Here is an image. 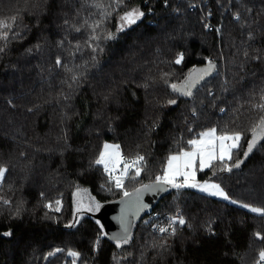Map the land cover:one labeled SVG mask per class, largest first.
Instances as JSON below:
<instances>
[{"label": "trees", "instance_id": "16d2710c", "mask_svg": "<svg viewBox=\"0 0 264 264\" xmlns=\"http://www.w3.org/2000/svg\"><path fill=\"white\" fill-rule=\"evenodd\" d=\"M199 1L0 0V20L11 24L0 29L8 35L0 40V168L7 169L0 182V264H72L69 251L80 254L76 264H261L264 216L240 204L264 208V140L231 172L218 165L198 172L229 200L168 188L152 209H180L186 223L175 235H154L143 216L118 248L95 217L123 191L155 182L168 156L206 129L242 132L233 162L243 158L259 122L252 105L264 89V0H204L202 11L222 26L219 36L203 29L192 5ZM132 8L144 17L117 32L119 16ZM102 16L99 39L89 40L90 25ZM109 32L115 39H106ZM89 44L99 46L93 51ZM209 61L211 76L191 96L171 89ZM105 143L145 158L140 176L126 178L123 189L95 164ZM77 188L98 202L95 211L76 215Z\"/></svg>", "mask_w": 264, "mask_h": 264}, {"label": "snow or ice", "instance_id": "6c2138e0", "mask_svg": "<svg viewBox=\"0 0 264 264\" xmlns=\"http://www.w3.org/2000/svg\"><path fill=\"white\" fill-rule=\"evenodd\" d=\"M113 2L119 6L124 2V0H113ZM144 15L145 13L139 8H132L130 11H126L123 15L119 16V23L116 31H124L126 27L135 24L138 20L143 18ZM104 18L105 17L102 16L100 21L94 22L90 25L92 28V34H90L89 40L95 41L99 39V37L94 33L96 32V29L100 27V24L103 22ZM15 19V16L11 17L13 22ZM236 19H239V16H237ZM65 23H67V21H65ZM84 23H88V21H85ZM10 28L11 24L4 20H0V29ZM75 30L79 32L80 28L77 27ZM217 31H219V29H217ZM7 39V32H0V40L6 41ZM106 39H115V35L109 32L106 36ZM88 46L92 47L93 51H95L96 47L99 45L93 47L92 44H89ZM3 50V47H0V52ZM183 59L184 55L181 53L178 55L175 63L180 64ZM56 63L57 65H61L62 61L57 58ZM214 68L215 64L212 61H209L208 67L206 69L200 71L194 70L188 74L186 79L181 84L177 85L173 83L170 85V87L174 92H177L183 96H191L192 89L196 86V84L202 80L204 76L208 75ZM73 79H75V77H73ZM168 103L175 104L176 101L170 100ZM252 108L253 110H256L260 113L259 122L251 129V139L246 141L247 146L243 152V158L237 159L233 162V155H239V149L241 147L240 141L244 137L242 132L233 131L231 133L221 132L220 134H217L216 128L203 131L199 134V138H191L187 141V145L189 146L187 150L182 149L179 152L168 156L166 166L163 168L161 174L156 175L155 182L153 184H145L142 186V188L136 189L135 193L124 191V196L126 198H130L132 196L135 197L134 200L129 201L130 206L137 207V210H139L138 206L140 204L142 194L145 191H165L166 189L163 187L165 185L177 189L181 187L197 188L201 192L208 193L212 196H219L224 200H229V195L221 188L220 184L209 183L208 181L200 183L197 181V171L203 172L206 169H212L214 165H218L221 171L227 170L231 172L232 168H239L241 164L244 163V160L249 157V155L253 152V149L257 147V144L261 140H264V89L261 90L260 102L252 105ZM260 146L264 147V144H261ZM234 150H236L235 153ZM144 160V156L139 154H137L134 158L125 159L121 155L120 145L105 144L104 150L95 160V164L103 165L104 171L108 173L110 180H115L116 187L118 189H123V181L125 178L135 180L140 176L141 170L145 167ZM121 163H123V168L120 172V175L113 176L112 173L116 170L117 165ZM132 169H135V171L133 174L129 175ZM6 172L7 169L0 168V182L4 180ZM3 203L8 204L9 201L4 200ZM60 203L61 202L59 200L55 201V204L57 205L55 211L57 212L60 211ZM231 203L238 204L239 202L236 200H231ZM46 207L51 209L52 205L48 204ZM97 207H99L98 204ZM240 207L247 208L252 213L264 216V208L253 207L248 204H240ZM77 211H79V208H77ZM18 214L19 212L17 211V215ZM185 223L186 221L183 218V215L177 213L176 216L169 218L168 227L159 228V232L165 233L169 232L171 229L170 235H175L176 229L173 227V225L179 224L180 226H183ZM11 234V231L2 233L4 236H10ZM257 236L258 238H262L259 237V234H257ZM112 239L116 241V246L118 248L122 243H127L129 240L127 226H124L122 228V232L116 236H113ZM99 245L100 239L98 238L95 241V247L98 248ZM56 251H61V249H57ZM68 255L73 257L72 264H76V260L79 258L80 254L75 251H69ZM259 257L261 264H264V250L259 253Z\"/></svg>", "mask_w": 264, "mask_h": 264}, {"label": "water", "instance_id": "95a60500", "mask_svg": "<svg viewBox=\"0 0 264 264\" xmlns=\"http://www.w3.org/2000/svg\"><path fill=\"white\" fill-rule=\"evenodd\" d=\"M204 69H206V67H202L199 71ZM212 72L213 70H211L208 75L204 76V78L197 83L196 87L209 78ZM153 183L154 182H150L147 184ZM142 186L136 189L142 188ZM163 187L166 189L165 191H145L142 194L138 206L139 210H137V207H131L129 204V201L134 200L135 197L126 198L124 194L117 199L102 204L95 214V217L100 221L106 236L113 240L112 237L120 234L122 228L127 226L130 239L134 224L141 220L147 209L152 208L167 193V186L165 185ZM136 189L129 191V193H135Z\"/></svg>", "mask_w": 264, "mask_h": 264}, {"label": "built area", "instance_id": "2783aa9c", "mask_svg": "<svg viewBox=\"0 0 264 264\" xmlns=\"http://www.w3.org/2000/svg\"><path fill=\"white\" fill-rule=\"evenodd\" d=\"M205 3H206V1H204V0H201L200 2H194L193 7H195L200 12V16H201L200 20H201V23L203 25V29L205 31H214L217 34V36H219L221 33L222 26H221V24L213 23L211 21V19L209 18L208 14H206L202 11V4H205ZM206 25H207V27H206ZM217 29H219V31H217ZM210 93H212V92H210ZM122 157H124L125 159L134 158V157H127V156H123V155H122ZM100 168H101L102 173L105 176L107 182L111 183L114 188L118 189L116 187L115 180H110L108 173H106L104 171L103 165H100ZM122 168H123V163L117 165L116 170L112 173L113 176L120 175ZM133 170H135V169H132L131 171H133ZM125 179H124V181H125ZM124 181H123V183H124ZM177 213H180L179 209H177L173 213H161L158 211H154L152 208H150V209H147L145 214H144V216H145L144 222L148 225L149 231L151 233H153L154 235H156L158 237H168V236H171L170 235L171 229L169 230V232L160 233L159 228H161V227L167 228L168 223H169V218L176 216ZM173 227L176 229L175 233L181 231L183 228V226H180L179 224L173 225Z\"/></svg>", "mask_w": 264, "mask_h": 264}, {"label": "rangeland", "instance_id": "374dc122", "mask_svg": "<svg viewBox=\"0 0 264 264\" xmlns=\"http://www.w3.org/2000/svg\"><path fill=\"white\" fill-rule=\"evenodd\" d=\"M227 5L229 6V3ZM128 27H130V26H128ZM128 27H126V28H128ZM202 27H203V25H202ZM206 130H208V129H206ZM206 130H204V131H206ZM196 138H199V135ZM105 144L116 145V144H113V143H105ZM104 145L102 147L101 152L104 150ZM187 149L188 148H184L183 150H187ZM165 166H166V163H165ZM198 172L199 171H197V174H198ZM197 181H199L200 183H203L204 181H208V180H199V179H197ZM208 182L209 183H214V182H211V181H208ZM166 186H167V188H170V189L174 188V187H171V186H168V185H166ZM185 188H188V187H185ZM192 189H195V190L199 191L197 188H192ZM199 192H201V191H199ZM123 193H124V191H123ZM202 193H204V194H206L208 196H212V195H209L208 193H205V192H202ZM212 197L223 199V198H221L219 196H212ZM72 204H73V211L76 212V215H80L83 212H93V211H95L97 209L98 202L93 198V196L86 189L77 188L72 193ZM77 208H79V211H77ZM89 209H91V210H89Z\"/></svg>", "mask_w": 264, "mask_h": 264}]
</instances>
